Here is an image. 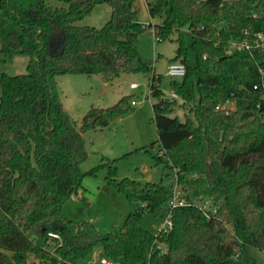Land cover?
I'll use <instances>...</instances> for the list:
<instances>
[{
  "label": "trees",
  "instance_id": "16d2710c",
  "mask_svg": "<svg viewBox=\"0 0 264 264\" xmlns=\"http://www.w3.org/2000/svg\"><path fill=\"white\" fill-rule=\"evenodd\" d=\"M144 1L149 16L161 19L153 23L154 39L176 34L171 61L182 62L185 73L169 85L178 98L163 97L161 75L138 52V37L152 22L139 20L135 0H0V63L14 54L28 56L24 73L0 71V264H34L30 254L46 264H80L96 249L119 264H256L248 247L264 251V102L253 89L260 54L227 50V40L242 30H264V0ZM102 3L111 7L103 26L76 24ZM10 22L18 32L5 29ZM55 36L60 52L51 55ZM136 72L147 76L153 98L157 138L147 150L176 177L186 202L171 209L172 228L159 236L165 253L152 250L154 236L141 217L145 211L162 220L170 188L160 181L117 179L115 159L80 169L87 156L82 133L114 122L134 98L91 108L76 131L48 82L66 73L97 74L110 82ZM226 100L235 102L233 110H215ZM177 106L188 109L184 120L171 115ZM103 166L107 184L139 205L119 231L106 234L88 220L62 214L84 176ZM205 204L216 207L210 217L202 211ZM50 232L61 239L53 251L47 248Z\"/></svg>",
  "mask_w": 264,
  "mask_h": 264
},
{
  "label": "rangeland",
  "instance_id": "374dc122",
  "mask_svg": "<svg viewBox=\"0 0 264 264\" xmlns=\"http://www.w3.org/2000/svg\"><path fill=\"white\" fill-rule=\"evenodd\" d=\"M134 8L139 12V20L143 23H160V18H151L147 12L143 0H135ZM111 7L106 4L96 5L90 13L78 20V25H88L99 28L109 19ZM8 31L18 32L16 26L10 22L5 26ZM185 43L188 47V59L194 62V55L190 48L191 36L186 28L182 29ZM176 34L169 38L157 41L150 31L143 32L138 37L137 48L142 58L150 60L154 65V73L161 75L160 89L168 97L172 90L171 80H179V77L171 78L165 74L167 64L175 56L177 42ZM52 52L59 50V39L53 38ZM28 56L14 54L0 63V71L15 75L26 71ZM55 97L61 102L62 107L70 119V126L78 131L84 115L91 108H105L114 104L120 97L129 95L136 99V103L130 105V110L120 116V119L107 126L90 128L82 133L85 160L80 164V169L86 171L106 159H115L116 178L129 177L145 183L146 181H160L168 189L172 183V177L167 175L168 170L162 164L156 163L150 151L149 143L156 140L157 131L152 121L153 98L149 95L147 76L143 73H123L110 82H104L97 74L66 73L48 77ZM135 82L138 87L131 88L130 83ZM1 94V91H0ZM187 108L177 106L171 114L184 120ZM108 167L99 168L94 176H88L90 185L83 182L88 191L96 196L93 205L87 204L85 195H77L73 192L62 205V214L71 220L82 221L92 218L93 224L101 234L119 231L127 214L137 210L139 205L129 203L125 196L113 185L107 184L105 176ZM85 177V176H84ZM93 184V185H91ZM102 184V185H101ZM99 187V188H98ZM90 198V203L93 200ZM157 220L147 212H143L141 226L154 233ZM48 246L49 250H53ZM99 251V249H96ZM248 251L256 259V264H264V251L255 247H248ZM29 261L34 264H46L45 262L29 255ZM80 264H85L81 261ZM97 264V263H96Z\"/></svg>",
  "mask_w": 264,
  "mask_h": 264
},
{
  "label": "built area",
  "instance_id": "2783aa9c",
  "mask_svg": "<svg viewBox=\"0 0 264 264\" xmlns=\"http://www.w3.org/2000/svg\"><path fill=\"white\" fill-rule=\"evenodd\" d=\"M197 2L205 0H196ZM221 5L231 4L237 1L246 0H218ZM150 32L155 37L156 29L151 23ZM227 50L228 51H247L249 54L253 55L255 52L260 54V58L256 61L257 71L259 73V81L253 85V89L258 91L260 101L264 102V30L249 31L248 29L242 30L240 36H231L227 40ZM185 73V65L180 61H170L166 66L165 74L171 78L181 77ZM131 88L138 87L135 82L130 83ZM149 92V91H148ZM164 98H178L176 93L171 92V94ZM136 99L131 100V104L136 103ZM259 106V104H258ZM235 108V102L233 100H226L222 105L215 107V110H221L225 113L233 110ZM264 117V110L260 114ZM172 183L170 186L171 196L168 201L169 210L162 220H158L155 225V231L153 233L154 242L152 244V250L158 251L159 253H165L167 251V244L159 240V236L166 234L172 228L171 220V209L176 206L185 205L186 202L182 198V192L177 184L176 177H172ZM202 211L206 217H210L216 212L215 206H210L208 204L203 205ZM47 245L52 246L53 250L55 246L61 244L60 236L57 233H48ZM47 246V248H48ZM50 250V251H53ZM119 264L114 260L102 255L99 251L94 250L89 258L85 260V264Z\"/></svg>",
  "mask_w": 264,
  "mask_h": 264
},
{
  "label": "crops",
  "instance_id": "0c3cea01",
  "mask_svg": "<svg viewBox=\"0 0 264 264\" xmlns=\"http://www.w3.org/2000/svg\"><path fill=\"white\" fill-rule=\"evenodd\" d=\"M144 1V0H143ZM144 4H145V1H144ZM145 7H146V4H145ZM147 9V8H146ZM120 119V117L118 118V119H116L117 121ZM83 182L85 183V185L87 184L88 186L90 185V180H89V178H88V176H85L84 178H83ZM91 185H93V184H91ZM102 185V184H101ZM99 188V187H98ZM76 193H77V195H85L84 197H87V200H86V202H87V204L89 203L90 205H93V203L95 202V198H96V196L95 195H93L92 193H90L89 191H88V189H87V187L86 186H84V185H82V182H81V186H80V188H78V190L76 191ZM92 195H93V200H92V202L90 203V198L92 197ZM71 198H72V196H70ZM92 218H90L89 217V220L88 221H90V222H92L93 223V220H91Z\"/></svg>",
  "mask_w": 264,
  "mask_h": 264
},
{
  "label": "water",
  "instance_id": "95a60500",
  "mask_svg": "<svg viewBox=\"0 0 264 264\" xmlns=\"http://www.w3.org/2000/svg\"><path fill=\"white\" fill-rule=\"evenodd\" d=\"M118 39H119V40H123V38H120V37H119ZM59 52H60V51L58 50L57 52H50V54H51V55H55V54H57V53H59ZM90 120L93 121V118H91ZM220 154H221V153H218V155H217V159L220 158Z\"/></svg>",
  "mask_w": 264,
  "mask_h": 264
}]
</instances>
